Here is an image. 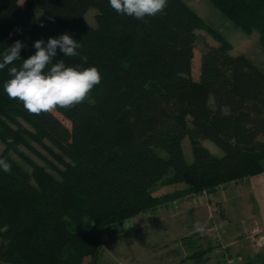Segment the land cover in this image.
I'll return each instance as SVG.
<instances>
[{"label":"trees","instance_id":"1","mask_svg":"<svg viewBox=\"0 0 264 264\" xmlns=\"http://www.w3.org/2000/svg\"><path fill=\"white\" fill-rule=\"evenodd\" d=\"M20 1L0 0V62L9 46L24 44L21 58L0 69V159L11 165L0 168V264H98L104 247L127 236L124 220L172 197L154 195L155 184L186 183L190 194L264 172V69L233 54L184 0H167L147 23L109 0ZM209 1L247 34L258 31L264 48V0ZM90 8L96 25L85 17ZM197 30L219 43H205L198 80ZM65 33L82 44L79 55L58 48L53 63L95 66L102 82L71 109L30 114L4 91L8 69L35 54L36 40L46 46ZM256 257L245 264H264Z\"/></svg>","mask_w":264,"mask_h":264},{"label":"rangeland","instance_id":"2","mask_svg":"<svg viewBox=\"0 0 264 264\" xmlns=\"http://www.w3.org/2000/svg\"><path fill=\"white\" fill-rule=\"evenodd\" d=\"M184 1L188 3L196 12H198V14L209 25L214 27L220 34H222L228 41L232 43L233 54H245L246 56L251 58L255 63H257L261 68L264 69V48L261 45L260 35L258 31L253 30L252 33L247 34L243 31L241 27L235 25L231 20H229L221 12V10L214 6L209 0ZM25 2L26 0L20 1L22 6L25 5ZM96 13L97 9L90 8L85 15L87 21L92 25H96ZM196 34L197 40L195 48V57L193 59L192 75L194 79L198 80L200 76L201 52L204 48L205 43H209L212 45H218L219 43L212 35H210L204 30H197ZM210 100L211 102H214V96H211ZM57 115L66 125L70 126L68 120H66L62 115L58 113ZM203 144L206 145L215 155H223L222 149L218 147L213 141L206 139L203 140ZM3 148L4 145L0 141V151ZM183 149L186 160L188 162H191L193 160V153L191 142L188 136H186L183 140ZM162 155H165L164 151H162ZM37 160L43 163L41 160ZM241 183L242 182H240L239 184ZM185 186L186 185L179 184H155L151 188L154 195H156V193H159L161 194V196L168 194L172 197L167 200V202H165L164 204L155 208L154 212L151 213L149 221H153V225H144L146 227L142 228L138 227L137 225L131 224L129 219L124 220L122 223V227L124 228V230L127 231V236L115 245L104 247L103 253L98 261V264H179V258H181L180 256L186 254L187 257H185L184 259L182 258L185 262L186 258H188V256L193 252V249L187 248L182 254L168 253V251H170L171 249L177 248V245L175 244V238L181 235H177L174 233L170 236V239L168 238V240H166L167 242L170 241L169 245L163 246L161 245L164 243L163 237H161V234H158L161 232L157 231L156 229V227L162 225L158 224L162 223L164 218H168V216L171 218V222L175 221V219L178 221L181 216L183 220L186 219L189 222L190 219L187 215V211L188 209H190L191 205L189 201L185 200L184 198L186 195L183 193ZM235 186L236 184H232L227 188L233 189ZM175 199L180 200L178 205L174 204L173 201ZM246 199L247 197L245 194L241 196L238 195L237 200L239 201L238 205L240 206L238 208L237 205L233 206V210L236 211L233 214V218L230 217L231 221L236 225H240L242 230L244 229L245 225H248L249 227L259 225L263 228L262 225L257 224V221H255L254 219L252 220L250 219V217L247 216L245 210V205L247 203ZM242 208L243 211H241ZM159 213L163 215H159ZM206 218L207 215L203 217V221L200 223V225H202L203 227H205L207 224ZM197 232L201 233L199 231ZM259 252L258 256L256 257V262L261 263L264 260V253L259 255ZM188 262L189 261L187 259L186 263ZM83 264H92L90 262V258H85Z\"/></svg>","mask_w":264,"mask_h":264},{"label":"clouds","instance_id":"3","mask_svg":"<svg viewBox=\"0 0 264 264\" xmlns=\"http://www.w3.org/2000/svg\"><path fill=\"white\" fill-rule=\"evenodd\" d=\"M109 3L116 12L145 23V17H154L167 7V0H109ZM23 47L20 40L9 46L3 53L0 69L14 65L21 58ZM34 47L35 54L23 59L21 66L8 69L10 78L4 84L8 98L21 101L30 114L52 113L57 107L71 109L84 102L92 89L102 82L100 70L95 66L66 67L64 60L53 63L58 48L67 57L79 55L77 49L82 44L71 35L51 37L46 46L45 41L39 39ZM0 168L6 173L11 171L5 159H0ZM194 230L203 233L204 227L197 223Z\"/></svg>","mask_w":264,"mask_h":264},{"label":"crops","instance_id":"4","mask_svg":"<svg viewBox=\"0 0 264 264\" xmlns=\"http://www.w3.org/2000/svg\"><path fill=\"white\" fill-rule=\"evenodd\" d=\"M178 184L186 185L185 188L187 187L186 183ZM238 184H236L233 189L226 188L223 191L215 193L209 206L206 204H196L190 207L187 211V215L190 219L189 222L186 219L183 220L182 216L178 221L175 219V221L171 222V218L168 216V218H164L162 223L158 224H162L156 227V229L161 232L158 234H161V237H163L164 243L161 244L163 246L169 245L170 241L167 242L166 240H168V238L170 239V236L174 233L181 235L175 238L177 248L171 249L168 253L182 254L187 248L193 249V252L186 258L190 263H186V260L184 262L183 259L187 257L185 254L180 256L179 264H223L221 255L217 252L216 243L208 236L206 230H204L203 233H198L194 230V226L197 223L200 224L203 221V217L206 215L207 223L211 219V216H213L214 219H225L228 225L224 239L226 242L232 243L230 249L233 252L249 256L251 252V243L244 238L243 230L240 225H236L231 221L236 211L233 210V206L237 205L238 208L240 205H238L239 201L237 197L238 195L241 196L245 194L247 197V203L245 205L247 216L257 221V224L262 225L264 228V172L250 176L241 184ZM156 195L161 196L159 193H156ZM241 211H243V208ZM153 212L154 209L136 215L130 218L129 221L131 224L142 228L148 225L152 226L154 222L149 221V217ZM159 215L163 214L159 213ZM195 253L196 255H193ZM262 253H264V247L260 250L259 255Z\"/></svg>","mask_w":264,"mask_h":264},{"label":"built area","instance_id":"5","mask_svg":"<svg viewBox=\"0 0 264 264\" xmlns=\"http://www.w3.org/2000/svg\"><path fill=\"white\" fill-rule=\"evenodd\" d=\"M247 178L237 179L225 183H221L215 187V190L204 189L199 193H190L185 195V200H188L190 207L196 204L210 205V201L214 198L215 193L223 191L232 184H238L245 181ZM179 199H175L173 202L175 205L179 204ZM228 222L225 219H211L204 227L208 236L216 243L217 252L221 255L223 264H245L248 258H254L258 255V252L264 247V229L261 226L254 225L244 227V238L251 243V252L249 256L242 253L233 252L230 247L232 243L225 241L224 237L227 232Z\"/></svg>","mask_w":264,"mask_h":264}]
</instances>
